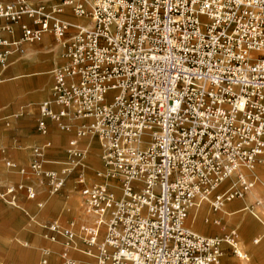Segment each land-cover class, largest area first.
<instances>
[{
	"label": "built area",
	"instance_id": "built-area-1",
	"mask_svg": "<svg viewBox=\"0 0 264 264\" xmlns=\"http://www.w3.org/2000/svg\"><path fill=\"white\" fill-rule=\"evenodd\" d=\"M68 7L91 25L63 18ZM0 19L7 21L0 26L4 66L23 42L47 32L66 47L37 121L46 137L50 123L73 133L66 159L47 167L54 146L47 138L31 148L29 166L6 160L23 178H39L49 195L78 170L89 220L61 214L40 224L43 237L61 247V264H225L228 249L249 260L237 228L212 236L187 220L193 208L221 210L258 182L242 169L264 162V0H0ZM14 24L21 35L9 39ZM94 139L103 167L92 182L85 161ZM21 193L45 208L32 183L0 187L12 206ZM70 211L66 203L63 212ZM41 251L39 264H49L54 251Z\"/></svg>",
	"mask_w": 264,
	"mask_h": 264
},
{
	"label": "crops",
	"instance_id": "crops-1",
	"mask_svg": "<svg viewBox=\"0 0 264 264\" xmlns=\"http://www.w3.org/2000/svg\"><path fill=\"white\" fill-rule=\"evenodd\" d=\"M32 2H39L44 1L49 5H57L61 3L62 0H31ZM88 2V0H86ZM56 2H59L55 4ZM69 13H72V17H69ZM61 16L74 24H87L91 25L90 19L86 17H77L73 14L72 9L70 7L67 8L66 12L61 14ZM23 22H27L31 24L30 19L27 17L23 18ZM7 24V21L4 19H0V26H4ZM15 30L16 34L11 36L8 33H5V36L9 39L19 38L21 35V29L19 24L12 25ZM71 28L67 33V38H70L71 35L75 32V29ZM7 48V47H6ZM5 48H0L3 50ZM66 51V47L60 43L55 35L52 32H47L43 35L42 39L37 42H23L21 45L20 51H14L10 53L8 58V64L2 65L0 63V186L5 187L9 182L18 179V176L11 174L7 167L5 166L6 160H13L19 163L21 166H27V163L31 162L32 160V152L31 148L35 145L42 144L47 138H51L54 142L53 148L48 153V158L52 163L47 164L48 168H56L54 164H60L61 162L57 160H61L60 158H64L65 156L62 154H53V149L55 147V142L58 141H65L67 140V146L70 138L73 136V133H66L60 132L57 127L50 123L51 133L49 136L42 135L37 127V121L39 118V104L51 97L52 94V87L54 85V70L61 66L65 62L64 53ZM9 121L10 125L7 126L6 122ZM93 144V142H92ZM91 144L90 151L92 152L91 161L96 160L98 154L100 153L99 149L93 150ZM66 146V148H67ZM65 148V151H66ZM67 157V153H66ZM59 158V159H58ZM258 165V167H257ZM255 167L254 172L250 175H256L260 181V187L256 192H251L256 188L254 187L244 198H237L233 199V201L228 202L229 209L232 210L237 215L240 211L250 210L253 212L256 208H261L259 210L261 214V222L264 224V202L259 197H264V162L258 163ZM29 166V165H28ZM59 168V167H58ZM245 175H248L245 169H242ZM256 172V173H255ZM258 173V174H257ZM92 177L91 173H89ZM261 174V175H260ZM249 176V175H248ZM24 181L27 183H33L31 178H27ZM70 186V184H68ZM256 186V185H255ZM228 188V187H227ZM67 190H69L67 188ZM260 192V193H259ZM70 198V197H68ZM40 198H38L39 200ZM53 198L50 197L48 200V204ZM243 199V200H242ZM257 199L261 200V203L257 204ZM19 201L24 206V209L16 208L10 205H7L0 199V225L4 230V235L2 240L0 241V264L5 262L7 263H17L22 264L24 262L23 259V252L22 250L19 251V256L14 257L11 253V238H14L16 234L18 236H24L20 231L16 229L15 226L24 225L27 220H29V216L25 213V210L30 211L32 204L30 203L29 199L25 196L24 193H21L19 196ZM69 202L72 204L70 212H63V208L59 215H63L64 217L74 218L73 213L78 218L84 221H88L89 218L84 214L81 203L79 202V197L77 195L73 196ZM68 202V203H69ZM253 202H256V206L253 207ZM69 203V204H70ZM53 204V208L55 209L57 204L56 198ZM51 204L49 206H51ZM37 205V204H36ZM74 206V207H73ZM202 206V205H201ZM200 206V207H201ZM73 207V208H72ZM224 207V206H223ZM251 207H253L251 209ZM29 208V210H28ZM38 208V207H37ZM45 209V208H44ZM43 210V209H41ZM221 208V213H222ZM34 215L44 218V212L38 211L34 212ZM245 216V215H244ZM243 216L242 220L240 221L243 224V228L246 230V226L244 223H248L251 221ZM232 217V219H233ZM214 218V222L212 225L216 227L215 221H219V228L222 227L221 222L224 221L223 216L219 217V219ZM55 219V218H54ZM209 219V218H208ZM207 219V220H208ZM258 219V218H257ZM53 220V219H52ZM201 222L203 227L207 229V225L204 223L203 217L198 220L197 223ZM196 223V224H197ZM241 228V225L237 226ZM209 228V227H208ZM248 231V230H246ZM250 232V231H248ZM255 232V230L251 231L250 233ZM240 235V233H239ZM213 236V235H212ZM257 238L256 240L258 241ZM34 240V239H32ZM240 240V237H239ZM50 242V241H49ZM51 243V242H50ZM53 247H50L54 253L51 255L50 263L49 264H61L60 257H59V250L61 247L58 244L51 243ZM255 244L256 241H255ZM249 247L253 257L262 256L264 254V249L255 245H247ZM244 250V249H243ZM56 252L58 253V257L55 255ZM230 249H228L227 253L224 256V263L226 262V257L229 256ZM249 254V253H248ZM75 256L78 257V255ZM251 257V256H249ZM59 258V259H58ZM79 258V257H78ZM241 261H248L243 260L240 257L233 256L229 257V263L235 261L234 263H238L237 259ZM34 254H28V261L30 263L33 262ZM41 260V259H40ZM255 263V262H254ZM251 262L250 264H254Z\"/></svg>",
	"mask_w": 264,
	"mask_h": 264
},
{
	"label": "rangeland",
	"instance_id": "rangeland-1",
	"mask_svg": "<svg viewBox=\"0 0 264 264\" xmlns=\"http://www.w3.org/2000/svg\"><path fill=\"white\" fill-rule=\"evenodd\" d=\"M57 1L60 2V0H57ZM59 2H56L55 4H57ZM68 16L72 17V13H69ZM59 131L63 132L61 130H59ZM88 141H89L88 138L83 139L82 140L83 145H86L88 143ZM92 142L96 148H100V144H99V141L97 139H94ZM66 146H67V140H65L64 142L57 140L55 142V147H54L52 153L56 154V155L57 154H61V155L63 154L65 156L64 158H60L61 160H57V161L63 162L66 159V151H65ZM100 152H101V148H100ZM91 155H92V152L90 151L89 155L85 161L86 165H87L86 171L90 172L94 178L93 180H91L90 178L89 179L92 182H95V181H97L96 176H95V171H96V169H101L103 167V164H102V160L100 157V153L97 156L98 158L94 161L90 160ZM5 163H6V161L4 162V164ZM30 163L31 162L29 160V162L27 163V166L30 165ZM60 166H61V164H54V167H56V168H58ZM257 167H258V165H257ZM7 170L11 174L18 176V179L9 182V184L16 183V182H22L25 180V178H23L22 175L19 174L17 171H12L10 169H7ZM77 172H78V170L74 171V173H72V175H70V177L67 179L66 186L59 193L54 194V195H49L47 187L41 183V180L39 178H37L35 176L31 177V180L34 183L33 185H35V187L38 191V194H39L38 198H40L39 200L46 201L45 209L40 210L37 208V205H36L37 201L29 199L30 203L32 204V206L30 208L31 214L33 216L34 212L41 211V212H44L45 217L44 218L39 217V216L36 217V215H34L35 216V222H33L29 219V220H27V222L24 225L15 226L16 229L18 231H20L24 236H18L16 234V236L14 238H11V253H12V256L18 257L19 251L20 250L24 251L23 252L24 262L22 264H39L40 259L42 257V251H41L42 248L53 247V245L43 237V229L41 228L40 224L47 223L48 221L58 217L62 208L64 207V205L66 203H68L69 200H71L73 198V196L77 195L79 197V202L81 203L79 188L76 187V185H75ZM261 178L264 180V178L262 176H261ZM68 184H70V186H68ZM230 184H232V180L225 182L224 185H222L220 187L219 191H224L225 189H227V187H229ZM259 185H257V186H259ZM67 188L69 190H67ZM263 190H264V186H263ZM50 197L53 199L48 204V200H50ZM68 197H70V198H68ZM55 198H56L58 205H56L55 209L49 210V208H53L54 205L51 204V202H54ZM259 198L262 199V201L264 202V197L260 196ZM0 199L4 203H6L1 197H0ZM238 201H241V200H238ZM50 204H51V206H49ZM7 205H9V204H7ZM70 205L72 206L71 203H70ZM202 205H203L204 210H205L204 217H203L205 224H212L214 222L213 217H215L216 219L217 218L219 219V217L221 216V210L215 211L210 206V204H208V203H204ZM10 206H12V205H10ZM255 206H256V202L255 203L253 202V207H255ZM13 207H16V208L19 207L21 209H24V206L22 205V203L20 201L18 202V206H13ZM253 207H251V209ZM28 210H29V208H28ZM254 212H257V208H256V210H254ZM259 215L261 216L260 213H259ZM71 216H73L76 220H78L80 222L84 221V220H81L80 218H78L76 216L75 211H74L73 215H71ZM243 216L251 221V223L250 222L244 223V226H246V230H248L250 232L255 230V232L250 233V232L246 231L245 228L242 227L243 224H241L240 221L242 220ZM187 225L191 229L196 230L200 233H203L206 235H219V236H224L225 234L229 233L231 229L237 228L238 232L240 233V245L244 246V247H242V249H244V251H250L249 247L247 246L248 244L249 245H255V246H258V247H261L262 249H264V224L259 219H257L253 215V212H251L250 210L240 211L237 215H235L233 217V219L231 218L230 221H228L226 224H224L220 228L216 225V227H214V228L205 229L201 222H199L197 224L195 223L194 212L192 209L190 211V215H189L188 220H187ZM238 225H241V228H238L237 227ZM4 233L5 232L2 228V226L0 225V241L2 240ZM260 237H261V239H258V241H257L256 239L260 238ZM32 239H34V240H32ZM255 241L257 244H255ZM31 253L34 254V259H33L32 263H30L28 261V254H31ZM248 253H249V256H251L252 262L253 263L255 262L254 264H264V254L262 256L253 257L251 252H248ZM55 255L58 257L57 252ZM76 255H78V257L80 259H86V257L79 252H76ZM232 255L236 256L233 252H230L229 256L226 257V262L228 264H230L229 263V257H232ZM237 261L239 262L241 260L238 258ZM3 264H10V263L5 262ZM12 264H14V263H12ZM15 264H17V263H15Z\"/></svg>",
	"mask_w": 264,
	"mask_h": 264
},
{
	"label": "bare ground",
	"instance_id": "bare-ground-1",
	"mask_svg": "<svg viewBox=\"0 0 264 264\" xmlns=\"http://www.w3.org/2000/svg\"><path fill=\"white\" fill-rule=\"evenodd\" d=\"M91 0H88V2H90ZM91 144H92V142H91ZM90 149H91V146H90ZM92 149L93 150H97V149H99V151H100V148H96L93 144H92ZM98 151V150H97ZM255 170V169H254ZM254 170L251 172V171H247V170H245L246 172H247V174L250 176L253 172H254ZM90 172H88V175H89V177H90V179L92 178L91 176H90V174H89ZM256 173V172H255ZM258 174V173H257ZM245 175V174H244ZM96 176V175H95ZM94 179V178H93ZM96 179L97 180H99L97 177H96ZM235 179H236V174H234V176L230 179V180H232V182H235ZM259 179V178H258ZM230 180H228V181H230ZM110 182L111 183H115V180H112V179H110ZM227 182V181H226ZM260 181H258L257 182V184H256V188L251 192V194L252 193H254V192H256V190H258L259 189V187L260 186H257V185H259L258 183H259ZM231 186V184L229 185V187ZM228 187V188H229ZM226 190V189H225ZM260 193V192H259ZM247 195V194H246ZM245 197V196H244ZM237 199V198H236ZM257 200H259V199H257ZM231 201H233V200H231ZM261 201V200H260ZM228 202H230V201H225V204H224V207H222V213H221V217L223 216V220L224 221H222L221 222V225L220 226H223L224 224H226L228 221H230L231 220V218L233 217V215L235 214L234 212H232V210H230L229 209V205H228ZM261 208H257V212H254L253 211V215L256 217V218H258V219H261V216L259 215V210H260ZM193 212H194V220H195V223H197L198 222V220L200 219V218H202V217H204V213H205V210H204V207H203V205L201 206V207H198V208H193ZM261 221V220H260ZM215 224H217V225H219L220 223H219V221H215ZM214 228V225H212V224H208L207 225V228ZM242 247H244L243 245H240L239 244V248L241 249V250H243L242 249ZM237 256V255H236ZM235 261H231L230 262V264H250L251 262H252V259H251V257H249V260L246 262V261H239L238 263H234Z\"/></svg>",
	"mask_w": 264,
	"mask_h": 264
}]
</instances>
